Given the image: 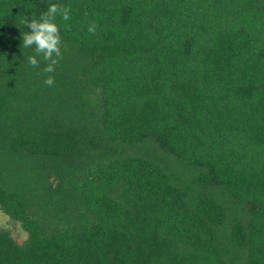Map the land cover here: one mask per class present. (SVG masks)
<instances>
[{
	"label": "trees",
	"instance_id": "16d2710c",
	"mask_svg": "<svg viewBox=\"0 0 264 264\" xmlns=\"http://www.w3.org/2000/svg\"><path fill=\"white\" fill-rule=\"evenodd\" d=\"M0 211V264H264V0H0Z\"/></svg>",
	"mask_w": 264,
	"mask_h": 264
},
{
	"label": "clouds",
	"instance_id": "9594fccd",
	"mask_svg": "<svg viewBox=\"0 0 264 264\" xmlns=\"http://www.w3.org/2000/svg\"><path fill=\"white\" fill-rule=\"evenodd\" d=\"M70 12L71 9L69 7L53 3L49 5L45 12L40 14L39 19H24V23L29 31L23 34V47L30 48L35 46L36 53V55L27 57L29 65L39 67V61L36 57L42 55L43 59L48 62L42 69V72L48 74L55 71V66L62 59L60 28L55 23V19L57 14H59L62 20L68 21L71 19ZM88 31L93 34L95 33V22L89 25ZM43 82L46 86L52 87L55 80L53 76L48 75Z\"/></svg>",
	"mask_w": 264,
	"mask_h": 264
},
{
	"label": "rangeland",
	"instance_id": "374dc122",
	"mask_svg": "<svg viewBox=\"0 0 264 264\" xmlns=\"http://www.w3.org/2000/svg\"><path fill=\"white\" fill-rule=\"evenodd\" d=\"M0 228L10 231L13 237L19 242H23L27 237L26 233L21 229L20 225L17 222L11 220L1 211Z\"/></svg>",
	"mask_w": 264,
	"mask_h": 264
}]
</instances>
